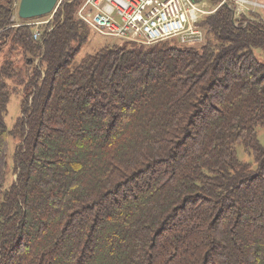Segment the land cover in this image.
<instances>
[{"label":"trees","instance_id":"trees-1","mask_svg":"<svg viewBox=\"0 0 264 264\" xmlns=\"http://www.w3.org/2000/svg\"><path fill=\"white\" fill-rule=\"evenodd\" d=\"M15 1L0 0V264H264L263 20L223 5L196 23L201 45L77 58L83 0L37 39Z\"/></svg>","mask_w":264,"mask_h":264},{"label":"built area","instance_id":"built-area-1","mask_svg":"<svg viewBox=\"0 0 264 264\" xmlns=\"http://www.w3.org/2000/svg\"><path fill=\"white\" fill-rule=\"evenodd\" d=\"M229 1L223 0L220 5L227 4L232 9L233 21L241 16L252 20V15L257 16L264 9L263 4L254 0ZM215 10L191 0H83L75 10V18L98 37L150 46L181 34V45H201L204 34L196 23ZM191 21H197L194 29ZM38 36L36 29L33 38Z\"/></svg>","mask_w":264,"mask_h":264},{"label":"rangeland","instance_id":"rangeland-1","mask_svg":"<svg viewBox=\"0 0 264 264\" xmlns=\"http://www.w3.org/2000/svg\"><path fill=\"white\" fill-rule=\"evenodd\" d=\"M61 1L62 0H59L58 1L57 5H56V9L60 5ZM254 1H258L259 3H261V4L264 5V0H254ZM221 2L215 7L216 9H218L220 6H223V5H220ZM227 2H230V1L227 0ZM227 2H225V3H227ZM18 4H19V0H16L15 1V9H16L15 10V14H17ZM203 4H205L207 6V9H209V10L215 9L213 7H211V8L208 7V4L207 3H203ZM56 9L54 11H56ZM54 11L51 14H49L48 16L31 20V21H29V23H31V24H34V23H37V22L40 23L38 26L37 25L35 26V29L34 30H36L40 26L45 25V24H47L49 22L50 16L55 13ZM258 16L264 22V9L258 11ZM195 19H193V20H195ZM195 22H197V21H191L190 22L191 29H194ZM187 29L188 28H186V30ZM183 36H185V35L183 34ZM183 38L184 37H182V35L180 34L177 37H173V38L168 39L169 40L168 42L172 41V43L174 45L175 44L181 45V41H182ZM123 43H124V41H122V40H117V39H113V38H109V37H98V36L92 35L89 32V35H88V38H87V42L81 48L80 53H79V55H78L77 58L83 56L85 53H93V52L99 50L103 46H107V45L108 46H111V45H121ZM5 52H6V50H5ZM252 52H253L255 58L257 59V61H259L260 63H262L264 65V51L261 50V49H253ZM10 58H17V57L15 55H12ZM17 62L20 65L21 64V59L20 58H17ZM19 115H20V97L18 95H12L11 98H10V100H9V102H8V105H7V113H6V117H5V120H4L5 121V125H6V127H7L8 130H11V128H12L15 120L19 117ZM256 133H257V140H258V142L261 145L264 146V130L258 128L257 131H256ZM13 151H14V145H13V142L10 141V145H9V160H8L9 170H8L7 175H6V185L10 184L13 181V179H14V177L12 176L11 171H10V167H11V161H10V159H11V155L13 154ZM236 155H237V158L240 161L248 162V163L252 161L251 160V157H249L243 151V149H242L241 146H237V148H236Z\"/></svg>","mask_w":264,"mask_h":264},{"label":"water","instance_id":"water-1","mask_svg":"<svg viewBox=\"0 0 264 264\" xmlns=\"http://www.w3.org/2000/svg\"><path fill=\"white\" fill-rule=\"evenodd\" d=\"M59 0H19L17 16L22 20L49 15ZM227 6V5H226Z\"/></svg>","mask_w":264,"mask_h":264},{"label":"bare ground","instance_id":"bare-ground-1","mask_svg":"<svg viewBox=\"0 0 264 264\" xmlns=\"http://www.w3.org/2000/svg\"><path fill=\"white\" fill-rule=\"evenodd\" d=\"M55 9H56V8H55ZM55 9H54V10H55ZM54 10H53V11H54ZM54 12H55V11H54Z\"/></svg>","mask_w":264,"mask_h":264}]
</instances>
